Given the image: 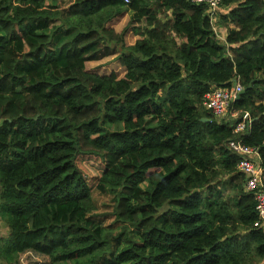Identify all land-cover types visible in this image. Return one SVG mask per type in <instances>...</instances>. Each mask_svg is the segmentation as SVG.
Here are the masks:
<instances>
[{
    "label": "trees",
    "instance_id": "16d2710c",
    "mask_svg": "<svg viewBox=\"0 0 264 264\" xmlns=\"http://www.w3.org/2000/svg\"><path fill=\"white\" fill-rule=\"evenodd\" d=\"M61 1L0 0V264H264L230 148L264 168V0H221L225 42L190 0ZM234 79L239 134L203 107Z\"/></svg>",
    "mask_w": 264,
    "mask_h": 264
},
{
    "label": "built area",
    "instance_id": "2783aa9c",
    "mask_svg": "<svg viewBox=\"0 0 264 264\" xmlns=\"http://www.w3.org/2000/svg\"><path fill=\"white\" fill-rule=\"evenodd\" d=\"M129 3V0H125ZM195 5H205L208 15L216 33L218 34V19L221 12V0H190ZM217 25V26H216ZM219 38V36H218ZM244 90L239 79H234L228 87H214L205 96L203 107L213 117L220 121L233 123L241 121L235 126V133H243L250 124L251 117L248 112H230V107L237 101L239 94ZM230 148L239 155L237 169L245 178V189L255 197L257 206L258 225L264 224V168L259 148L250 147L242 142H230Z\"/></svg>",
    "mask_w": 264,
    "mask_h": 264
},
{
    "label": "rangeland",
    "instance_id": "374dc122",
    "mask_svg": "<svg viewBox=\"0 0 264 264\" xmlns=\"http://www.w3.org/2000/svg\"><path fill=\"white\" fill-rule=\"evenodd\" d=\"M73 3V0H62L61 1V10H63L65 13L66 12H68V10H69V7H70V5ZM223 12V11H222ZM217 25H218V23H217ZM216 25V26H217ZM220 26H218V28H219ZM219 30V29H218ZM62 37V34H59L56 38H55V43L54 44H56L59 40H60V38ZM134 37H132L131 38V41H134ZM99 67H101V68H98V69H95V71H99L100 73H102V74H110L111 72H116V71H118L119 70V67H118V63L115 61V60H107L103 65H100ZM88 68V70L89 69H91V68H93V67H87ZM99 73V74H100ZM220 122H226V121H224V120H220ZM225 193H228V190H226V192ZM105 197L103 196V197H101V201H110V199L109 200H106V199H104ZM108 210V208H104L103 210H102V213H106V211ZM105 219H107V223H106V226H109V224L108 223H110L111 221H112V219H111V217H109V218H105ZM6 230H8L7 228H6V226H5V224L2 222V221H0V238H3V236H1V235H3V233L6 231ZM25 260V258H23L22 259V262ZM35 261H37V264H42V262H41V260H35ZM23 264H28V262H25V263H23Z\"/></svg>",
    "mask_w": 264,
    "mask_h": 264
},
{
    "label": "crops",
    "instance_id": "0c3cea01",
    "mask_svg": "<svg viewBox=\"0 0 264 264\" xmlns=\"http://www.w3.org/2000/svg\"><path fill=\"white\" fill-rule=\"evenodd\" d=\"M219 29V31H218V36H219V39L222 41V42H225V40H226V30L221 26V27H219L218 28ZM6 232H7V230L3 233V235H1V236H3V237H6Z\"/></svg>",
    "mask_w": 264,
    "mask_h": 264
},
{
    "label": "water",
    "instance_id": "95a60500",
    "mask_svg": "<svg viewBox=\"0 0 264 264\" xmlns=\"http://www.w3.org/2000/svg\"><path fill=\"white\" fill-rule=\"evenodd\" d=\"M245 92H246V90L244 89L240 94H239V96H238V98H237V100H239L240 98H241V96L243 95V94H245ZM203 122H210V120H203ZM1 123H3V121H1Z\"/></svg>",
    "mask_w": 264,
    "mask_h": 264
}]
</instances>
